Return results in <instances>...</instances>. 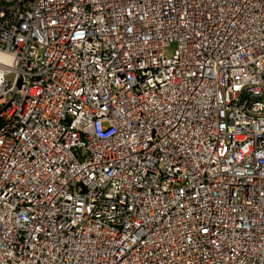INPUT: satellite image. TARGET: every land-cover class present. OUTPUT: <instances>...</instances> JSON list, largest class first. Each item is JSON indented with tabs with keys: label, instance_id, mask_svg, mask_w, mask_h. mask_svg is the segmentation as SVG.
I'll return each mask as SVG.
<instances>
[{
	"label": "built area",
	"instance_id": "1",
	"mask_svg": "<svg viewBox=\"0 0 264 264\" xmlns=\"http://www.w3.org/2000/svg\"><path fill=\"white\" fill-rule=\"evenodd\" d=\"M0 264H264V0H0Z\"/></svg>",
	"mask_w": 264,
	"mask_h": 264
},
{
	"label": "rangeland",
	"instance_id": "2",
	"mask_svg": "<svg viewBox=\"0 0 264 264\" xmlns=\"http://www.w3.org/2000/svg\"><path fill=\"white\" fill-rule=\"evenodd\" d=\"M173 45H171V47L169 48V53H171L172 52V49H173ZM9 80H12V78H13V75H10V76H8L7 77Z\"/></svg>",
	"mask_w": 264,
	"mask_h": 264
}]
</instances>
